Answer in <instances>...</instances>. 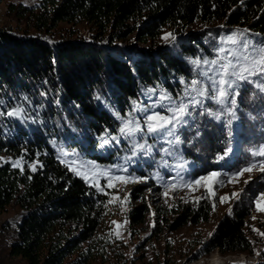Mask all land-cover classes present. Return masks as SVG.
<instances>
[{
    "label": "trees",
    "instance_id": "16d2710c",
    "mask_svg": "<svg viewBox=\"0 0 264 264\" xmlns=\"http://www.w3.org/2000/svg\"><path fill=\"white\" fill-rule=\"evenodd\" d=\"M8 10L13 12L15 6ZM17 15L27 19L23 33L0 29V111L17 105L35 111L23 125L0 117V132L7 129L0 133V158L23 157L38 165L36 171L29 166L21 170L0 159V215L10 206L24 213L9 254L25 264H89L99 255L100 248L91 243L102 225L107 197L59 162L56 150L87 148L91 150L86 155L93 154L98 137L118 130L113 106L124 117L143 89L160 87L176 96L181 78L194 76L190 61L214 55L222 34L248 27L250 35L262 43L264 0H40L35 8L20 6ZM217 21L222 27L164 45L157 42L166 26ZM61 23H87L96 32L89 40L55 44L30 34L32 30L51 33ZM130 35L136 45L126 44ZM255 91L245 83L237 100L246 135L245 151L237 159L264 144V124L259 118L264 99L259 94L252 98ZM205 107L217 108L210 101ZM199 112L177 148L208 172L217 169L226 148L219 138L226 136L221 123ZM249 113L256 118L249 119ZM156 172L151 168L141 173L149 189L156 187L151 180ZM146 213L145 206L135 209L132 223H143ZM211 216L212 207L205 203L183 206L173 227L206 223ZM247 218L246 208L226 216L203 255L216 250L253 254V242L245 232ZM70 257L74 261L66 263Z\"/></svg>",
    "mask_w": 264,
    "mask_h": 264
},
{
    "label": "rangeland",
    "instance_id": "374dc122",
    "mask_svg": "<svg viewBox=\"0 0 264 264\" xmlns=\"http://www.w3.org/2000/svg\"><path fill=\"white\" fill-rule=\"evenodd\" d=\"M40 0H0V29H11L15 32L23 33L27 28V19L17 15V9L20 6L35 8ZM10 5L15 6L13 12L8 10ZM222 22L217 21L213 23L196 22L191 25H185L180 27L166 26L162 29V33L157 42L160 45L167 44L171 41V38L166 42L163 37L167 33L175 35V40H181L187 37L189 34L195 35L203 33L208 29H217L222 27ZM249 30L248 27H237L232 29L228 34H222L218 39V46L214 55L202 56L198 58L201 62L205 59L212 60L218 59L217 50L219 47L224 48L233 47L226 41L222 44V40L226 37L243 30ZM31 35L35 37L47 38L48 41L55 44L60 41H78L81 38L89 40L90 37L95 35L96 29L87 23L67 24L61 23L57 29L51 31V33H40L37 31H30ZM179 34L183 36L180 37ZM248 38L254 43L257 42L248 32ZM50 39V40H49ZM46 40V39H45ZM264 43V41H262ZM126 44L130 46L136 45V41L133 35H130L126 39ZM196 60V59H195ZM200 69L194 65L193 77L184 80L185 83H190L192 79H203L200 75ZM258 79V78H254ZM243 83L241 87L244 85ZM185 84L180 81L179 91L176 96H172L163 88L155 89H143L139 101L135 103L138 108H149L148 113H143L139 110L135 112V117L140 120L141 125L144 123V116L151 114L152 111L160 112L161 114L168 115L163 108L156 107L151 109L150 105L161 103L158 97L162 93H167L173 99L179 100L183 94ZM241 89V88H240ZM151 90V91H150ZM238 100V97H237ZM134 105V104H133ZM113 117L118 123L117 132L110 130L105 131L97 139V144L94 147V153L87 156L86 153L91 150L85 148L84 151L74 149H59L56 150V158L59 162L61 160L70 161L76 160L78 163L85 166V171L92 170V165L98 166L96 170L101 173L105 170H110L112 174L133 176L138 178L142 177V172H147L151 168L158 170L159 179L154 175L151 180L155 184L154 189H149L147 186L148 179L142 180L136 183H118L113 181L114 187H107L106 178L101 175L99 177V184L105 185L103 192L99 191L97 187H92L90 182H85L81 176L79 179L83 180L89 187L94 188L96 192L107 197V204L104 207V217L102 225L92 240L91 244H96L100 250L99 255L93 259L89 264H212V258H220L221 264H264V236L260 233H264V213L255 210V199L258 198L260 193H264V175L259 171H253L251 175L245 173L238 178V182L230 183L231 174L238 171L240 168L246 166L250 161V154L247 153L243 157L237 159V154L245 151L244 136H246L242 130V123L240 119L233 124V135L231 138V147L233 152L225 159H220L217 163L216 170L204 172L201 171L203 166L196 163V161L189 160L182 150L177 146L172 147L163 141L157 142L155 139L149 137L148 143L153 144V152L151 156H140L136 158L134 163L128 166L127 172H120L118 169L124 164L122 157L131 155L130 145L127 140L120 137L119 128L121 127V120L117 119L114 113L118 114V106H113ZM27 113L26 117L32 116L35 110H29L25 107ZM133 107L131 111L132 112ZM127 113V114H128ZM127 114L124 116L127 119ZM238 114V113H237ZM120 117H123L119 114ZM30 118V117H28ZM259 118L262 124H264V111L261 110ZM11 122H15L18 125H23L25 122H29L27 119L22 123L19 120L8 118ZM194 118L189 124L178 130L180 139L183 141V132L191 129L194 126ZM7 129H3L0 133H5ZM87 136L86 134L84 135ZM117 136L119 143L116 140H112L111 137ZM226 136V134H225ZM260 136V135H259ZM103 137L108 140V143L101 147ZM96 137L93 136V141ZM219 140L226 145L227 137H220ZM55 139L52 143H55ZM143 142V141H140ZM184 143V142H183ZM182 143V144H183ZM180 144V145H182ZM227 146V145H226ZM169 148L173 155H165L162 152L163 148ZM68 153L67 156L62 153ZM76 154V155H73ZM97 155L105 161L99 160L100 158L94 157ZM157 156V157H156ZM3 162H8L13 165V161H20V164L15 167L23 169L25 166H29L33 163L38 165V162H27V159L15 158L14 156H4L1 159ZM166 161V166H161V162ZM236 161V165H235ZM181 162L186 163V171H183L184 181L196 179L200 176L208 175L211 172H219L221 175L215 178V181H210L214 184L213 191L215 195H210L206 191L205 186L194 185L191 189L180 188L173 191L171 188L162 186L164 183H177L180 184L179 179L176 177V165ZM62 163V162H61ZM66 165V163H62ZM31 169V167H30ZM176 169V170H174ZM245 181H248L245 183ZM137 188H143L137 191ZM167 191L168 195L165 197L163 193ZM107 193V194H105ZM232 193H239L238 196L233 197ZM120 197L119 200L113 199V197ZM228 196L229 199L226 202L221 203L220 197ZM183 197V199H181ZM197 197H205L197 201ZM127 198V199H125ZM111 201V203H109ZM187 201V202H185ZM200 203H205L212 207V216L209 222L201 223L199 225L187 224L179 229H174L176 219L180 215V211L183 206H198ZM215 204V209H213ZM145 206L147 213L143 223L133 222L132 213L135 209ZM247 209L248 218L246 219L245 232L248 238L253 242V254L252 253H220L218 250L203 255V251L213 233L216 230L217 225L226 217L233 216L234 212ZM231 210V212H229ZM23 211L17 206H10L7 210L0 215V264H25L20 258L10 256V247L14 241L13 233L18 226V223L23 217ZM115 222V223H113ZM117 224L120 225L117 228ZM254 229L256 231H254ZM117 231L120 232V236L117 237ZM257 253H259L257 255ZM75 257L67 259L66 263L74 261Z\"/></svg>",
    "mask_w": 264,
    "mask_h": 264
},
{
    "label": "snow or ice",
    "instance_id": "6c2138e0",
    "mask_svg": "<svg viewBox=\"0 0 264 264\" xmlns=\"http://www.w3.org/2000/svg\"><path fill=\"white\" fill-rule=\"evenodd\" d=\"M243 2V0H242ZM249 30L245 29L242 32L238 31L224 40L230 43L233 47L224 48L219 47L217 50L218 59L208 60L205 59L201 62L199 59L190 61L200 69V75L203 79H192L190 83H185L184 79L181 78V83L185 84L183 94L179 100L173 99L167 93H162L158 100L161 103L150 105L151 109L161 107L168 115L161 114L160 112L152 111L151 114L144 116V123L141 125L140 120L135 117L137 110L148 113L149 108H138L137 105H133L132 112L127 114V119L120 117L119 114L114 113L117 119L121 120V127L119 128L120 137H123L128 141L130 145L131 155L122 157L124 164L118 169L120 172H127L128 166L136 161L137 157L140 156H151L154 145L149 144L148 138L151 137L157 142L163 141L172 147L178 146L183 143L178 134V130L186 127L189 122L196 115V110L200 109L199 115H207L212 120L222 124V130L225 132L227 141L224 154L219 159H225L229 154L233 152L231 147V138L233 135V124L239 119L237 114L238 101L237 97L240 95V88L243 83L253 85L255 92L252 93V98H256L257 94L260 95L261 99H264V43L256 44L248 38ZM171 38V41H175L176 37L172 33H167L163 39L167 42ZM258 78V79H254ZM151 91V90H150ZM97 99H100L98 96ZM27 97L24 100L27 102ZM211 102L216 105L215 111L205 107L206 102ZM58 103V101L56 102ZM26 109L23 105H17L9 110L0 111V117L12 118L19 120L22 123L28 117L25 116ZM249 119L254 120L256 117L248 114ZM33 122H36L33 120ZM42 122V121H41ZM199 135V132H197ZM117 136L111 137L112 140H116L119 143ZM101 147L108 143V140L103 137ZM143 141V142H140ZM163 154L173 155L169 148L162 149ZM62 155L67 156L68 153L64 152ZM76 155V154H73ZM250 156L253 158H260L259 160L253 159L249 161L246 166L240 168L238 171L231 174L230 183L238 182V178L243 176L245 173L251 175L253 171H259L264 175V144L257 148L250 150ZM2 159V158H0ZM23 159V157H21ZM66 166L74 174L81 176L85 182H90L92 187H97L99 191L103 192L105 185H100L98 180L103 175L107 180V187H114L113 181L118 183L128 184L141 182L147 178H138L133 176L112 174L110 170L100 172L96 170L98 166L92 165V170L85 171V166L78 163L76 160L64 161ZM13 166H18L20 161H13ZM186 163L181 162L176 165V177L179 179L180 184L177 183H164L162 186L171 188L173 191L180 188L191 189L194 185L205 186L206 191L210 195H215L213 191L214 184L210 181H215V178L219 177L221 173L211 172L208 175L200 176L196 179L184 181L183 171H186ZM161 166H166V161L161 162ZM32 171H36V164L30 165ZM42 167V165H41ZM22 170V169H21ZM155 178L159 179V173L153 174ZM248 181H245L247 183ZM107 194V193H105ZM163 195L166 197L168 192L165 191ZM239 193H232L233 197L238 196ZM205 197H197V201ZM115 200H119L120 197H113ZM127 199V198H125ZM183 199V197H181ZM229 199L228 196L219 198L221 203L226 202ZM187 202V201H185ZM111 203V201H109ZM255 210L264 213V193H260L258 198L254 201ZM215 209V204H213ZM231 212V210H229ZM115 223V222H113ZM120 225L117 224V228ZM254 231H256L254 229ZM117 237L120 236V232L117 231ZM264 236V233H260ZM259 253H257L258 255Z\"/></svg>",
    "mask_w": 264,
    "mask_h": 264
},
{
    "label": "bare ground",
    "instance_id": "6f19581e",
    "mask_svg": "<svg viewBox=\"0 0 264 264\" xmlns=\"http://www.w3.org/2000/svg\"><path fill=\"white\" fill-rule=\"evenodd\" d=\"M212 264H221V262H220V258H218V257H213V258H212Z\"/></svg>",
    "mask_w": 264,
    "mask_h": 264
}]
</instances>
